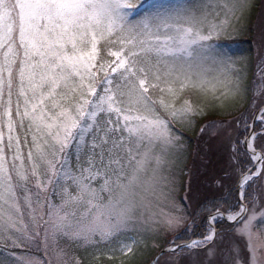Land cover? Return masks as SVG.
<instances>
[{
    "label": "trees",
    "instance_id": "16d2710c",
    "mask_svg": "<svg viewBox=\"0 0 264 264\" xmlns=\"http://www.w3.org/2000/svg\"><path fill=\"white\" fill-rule=\"evenodd\" d=\"M124 3L118 26L113 25L109 30L106 23H92L93 36L74 37L87 39L84 45H95L85 76L83 71L69 70V61L74 60L79 41L71 42L65 37L64 42L71 48L52 47L62 55V60H51L47 55L35 56L32 52L28 56L26 46L19 43L20 27L15 28V50L10 60L14 67L8 69L6 64V72L2 73L13 86L11 118L16 127L12 144L5 146L6 175L11 180L24 220L34 226L36 221V228H40L42 235L29 245L27 239L22 238L24 249H19V253L39 258L50 253L53 257L59 251L65 253L66 246L69 260L66 264H139L144 254H149L144 264H151L163 248L204 237L209 229V217L214 212L220 210L228 214L240 208L236 187L242 173L232 159L231 150L238 132L234 131L231 137L224 132L203 140L201 131L214 121L226 123L244 117L252 120L264 105V100H259L252 114L259 66L256 21L263 0H125ZM197 35L198 41L194 43ZM187 39L192 42L188 51H177L176 48L184 45L181 41ZM80 76L85 77L84 80ZM38 80L40 90L34 87ZM8 86L9 83L1 105L3 113L8 107ZM82 93L86 99H82ZM39 99H44L47 111L36 110L38 114L59 113L62 120L75 118L70 140L62 147L63 154L57 162L58 169L65 175L62 181L40 180L33 169L30 153L35 141L29 139L30 132L25 129L31 120L24 110L29 101ZM51 103L56 106L53 110L49 108ZM76 105L81 110H95L97 116L92 121L88 115L77 114ZM70 109L73 111L66 113ZM124 116L128 118L126 123ZM137 119L167 127L179 135V141L188 149L185 169L189 168L190 172L182 177L179 196L181 204L190 208L186 225L168 232L165 239H158L162 244L160 250L149 252L147 246H138L127 255L118 250L122 240L117 236L101 247L74 242L76 237L67 233H58L59 249L55 247L54 237L44 240L43 229L47 237L51 234L47 226L50 219L72 220L73 197L80 192L79 184L99 186L103 180L95 182L91 176L111 174L126 162L136 160L137 141L126 126ZM238 136L235 138L238 151L246 157L240 161L243 171H247L245 162L252 165V161L241 141L244 133L239 139ZM261 137L256 147L264 154ZM195 153L201 156L200 161L193 159ZM195 166L197 170L192 169ZM261 179L245 192L244 202L249 209L254 207L256 193L262 195L264 191ZM188 180L194 194H187ZM206 180L210 186L203 183ZM201 188H206L212 199L204 201L196 196ZM27 197L31 198L33 207L30 214ZM225 224V221H218L216 228ZM127 241L130 238L123 242ZM187 252L183 249L167 253L157 264H189L184 256Z\"/></svg>",
    "mask_w": 264,
    "mask_h": 264
},
{
    "label": "rangeland",
    "instance_id": "374dc122",
    "mask_svg": "<svg viewBox=\"0 0 264 264\" xmlns=\"http://www.w3.org/2000/svg\"><path fill=\"white\" fill-rule=\"evenodd\" d=\"M124 1L0 0V264H66L69 261L66 258L68 255L66 246L64 247L65 253L59 251L60 253L53 257L50 253L39 258L32 254L13 251V248H22L24 236L28 237L29 242L42 237L40 228H36L38 227L36 223L35 226L28 227L22 220V212L19 211L21 207L14 196L15 191L11 180L6 175L5 146L12 144L16 127L11 118L14 105L11 95L13 86L2 73L6 72L4 71L6 64L8 69L14 67L10 64V60L15 50V28L17 25L20 27L19 43L26 46L25 53L28 56L32 52L35 56L47 55L51 60L61 59L62 55H58L52 47L71 48L67 45L68 42L67 44L64 42L65 37L71 39V42L79 41L75 55L72 57L74 60L69 61V70L77 73L83 71L85 76L95 45H84L87 39L77 40L74 37L93 36L92 23L99 25L106 23L109 30L113 25L118 26L117 21L122 18L121 13L125 7ZM256 30L255 46L259 66L256 73L254 102L251 103L252 114L259 100H264V0L256 21ZM95 31H98L97 28ZM196 38L199 36L194 38V43L198 41ZM181 42H184V45H180L176 50L188 51L192 42L188 39ZM170 50L173 51V48ZM79 78L84 80L85 77L80 76ZM58 82L59 80L55 82V89ZM8 83L10 96L7 97V110L3 113L1 105ZM34 87L41 89L40 80L34 83ZM81 97L86 99L83 93ZM107 105L111 107L110 101H107ZM49 108L53 110L56 106L51 103ZM36 110L47 111L44 99L29 101L28 107L24 110L25 116L31 120L25 129L30 132L29 139L35 141V146L30 153L33 169L40 180L50 178L62 181L65 175L58 169L57 162L61 160L62 147L70 140L75 118L69 117L62 120L59 113L56 115L43 112L38 114ZM71 110H67L66 113H71ZM80 110L81 107L78 105L74 107V111L81 116L88 115L91 119L97 116L95 110L92 112ZM19 118L21 119L20 116ZM123 118L126 123L128 118L125 116ZM79 125L80 120L77 121V126ZM126 128L131 135L135 136L137 141L135 152L142 158L138 161L126 162L123 169L118 168L111 171L112 175L105 172L91 176L95 182L99 179L103 180L99 186L79 184L80 192L73 197L75 213L72 220L61 219L60 224L58 219H50L47 226L51 234L47 237L46 230L43 229L44 240L54 237L56 244L58 233H67L69 236L76 237L73 239L74 242L93 243L101 247L104 246V242L117 236L122 240L121 248L118 250L124 254L132 252L134 247L138 246H147L149 252H153L160 250L162 244L159 240L165 239L168 232L178 231L186 225L190 208H185L179 198L183 185L182 177L186 172H190L189 168L185 169L189 158L186 145L179 141V135L173 134L167 127H162L161 124L155 122L137 119L132 124H127ZM250 128L249 117L226 123L214 121L203 127L201 136L204 140L208 136L226 132L231 137L234 131H237L235 138L244 133L241 139L243 142ZM256 130L257 134L254 139L257 141L262 136L260 139L264 146V115L259 118ZM235 138L231 147L232 159L243 175L246 171H243V162L240 160H246V157L244 153L238 151ZM216 152L220 154L219 149ZM200 158L201 156L195 153L193 159L200 161ZM217 161L218 158H215V162ZM203 163L207 164L205 161ZM244 167L248 170L251 165L245 162ZM262 167H258L257 171L244 179L242 198L250 185L258 184L259 178H262L261 187L264 190V177L262 176L264 168L262 170ZM192 169L197 170V166ZM203 183L210 186L208 180ZM188 184L190 185V180ZM190 187L193 186L188 187L187 194H194ZM196 196L204 201H209L213 197L206 188H201ZM186 198L189 197L186 195ZM30 199L27 197L29 214L33 210ZM263 202L264 191L262 195L257 193L254 207L249 209L240 223L220 226L215 241L207 243L208 245H200L199 249H188L184 256L189 264H264ZM240 213L241 211L229 215V219H236ZM129 238L132 243L123 242ZM27 245H29L28 242ZM56 246L58 249L61 248L59 243ZM148 257L149 254H144L139 264H144ZM70 264L76 263L70 262Z\"/></svg>",
    "mask_w": 264,
    "mask_h": 264
},
{
    "label": "water",
    "instance_id": "95a60500",
    "mask_svg": "<svg viewBox=\"0 0 264 264\" xmlns=\"http://www.w3.org/2000/svg\"><path fill=\"white\" fill-rule=\"evenodd\" d=\"M258 115H259V113H258ZM258 115H256V117H255L254 120H253V123H252V130L250 131V137L253 136V134H254V127H255V123H256V121H257V119H258ZM250 137H249V138H250ZM249 138L245 141V143H244V147L247 149V151H248L251 155L259 156V160L255 162V167H257V166H261V165H262V162H263V155H262L259 151L250 148V141H251V140H250ZM251 171H252V169L248 172V174L251 173ZM240 186H241V183L239 182V187H238V192H239V193L241 192V190H240ZM168 251H170V249H164L163 251H161V252L157 255V257L153 260V263H152V264H156L157 261H158V259H159L163 254H165V253L168 252Z\"/></svg>",
    "mask_w": 264,
    "mask_h": 264
},
{
    "label": "bare ground",
    "instance_id": "6f19581e",
    "mask_svg": "<svg viewBox=\"0 0 264 264\" xmlns=\"http://www.w3.org/2000/svg\"><path fill=\"white\" fill-rule=\"evenodd\" d=\"M250 148L253 149V145L251 144V142H250Z\"/></svg>",
    "mask_w": 264,
    "mask_h": 264
}]
</instances>
